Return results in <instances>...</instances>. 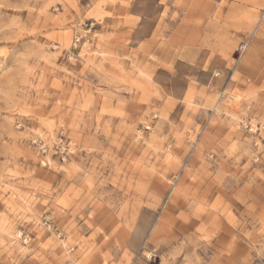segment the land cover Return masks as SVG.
<instances>
[{
  "label": "rangeland",
  "instance_id": "374dc122",
  "mask_svg": "<svg viewBox=\"0 0 264 264\" xmlns=\"http://www.w3.org/2000/svg\"><path fill=\"white\" fill-rule=\"evenodd\" d=\"M130 2L0 0V264H262L264 0Z\"/></svg>",
  "mask_w": 264,
  "mask_h": 264
},
{
  "label": "crops",
  "instance_id": "0c3cea01",
  "mask_svg": "<svg viewBox=\"0 0 264 264\" xmlns=\"http://www.w3.org/2000/svg\"><path fill=\"white\" fill-rule=\"evenodd\" d=\"M161 10L162 0H131L127 10L128 21L132 23L130 45L138 47L150 40L154 28L150 27V22L162 13ZM211 80L206 70L196 68L195 63L183 60H176L168 67H157L151 76L153 84L167 94L175 107L184 100L192 85L204 87ZM142 219L143 214H140L127 241L133 251L142 244L146 236V233L137 232ZM149 228L150 226L147 230Z\"/></svg>",
  "mask_w": 264,
  "mask_h": 264
},
{
  "label": "bare ground",
  "instance_id": "6f19581e",
  "mask_svg": "<svg viewBox=\"0 0 264 264\" xmlns=\"http://www.w3.org/2000/svg\"><path fill=\"white\" fill-rule=\"evenodd\" d=\"M257 41H258V39H257ZM254 45H255V44H254ZM198 218H199V217H198ZM194 222H195V221H194ZM194 222H193V223H194ZM197 222H198V221H197ZM184 223H185V222H184ZM196 224H197V223H196ZM189 226H190V223H189ZM180 228H181V227H180ZM170 229H171V228H170ZM179 231H180V232H183V231H186V229H180ZM179 231H178V232H179ZM181 234H182V233H181Z\"/></svg>",
  "mask_w": 264,
  "mask_h": 264
},
{
  "label": "built area",
  "instance_id": "2783aa9c",
  "mask_svg": "<svg viewBox=\"0 0 264 264\" xmlns=\"http://www.w3.org/2000/svg\"><path fill=\"white\" fill-rule=\"evenodd\" d=\"M262 264H264V257L262 258Z\"/></svg>",
  "mask_w": 264,
  "mask_h": 264
}]
</instances>
